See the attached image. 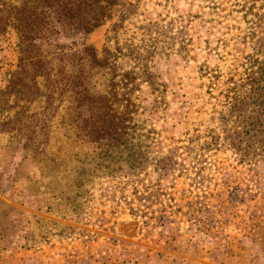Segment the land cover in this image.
Returning <instances> with one entry per match:
<instances>
[{
    "label": "rangeland",
    "instance_id": "1",
    "mask_svg": "<svg viewBox=\"0 0 264 264\" xmlns=\"http://www.w3.org/2000/svg\"><path fill=\"white\" fill-rule=\"evenodd\" d=\"M18 43L0 33V264H264V146H231L222 120L231 79L262 57L264 0H122L86 44L151 79L112 150L76 137L68 104L47 157L10 145ZM87 72L103 93L112 72Z\"/></svg>",
    "mask_w": 264,
    "mask_h": 264
},
{
    "label": "trees",
    "instance_id": "2",
    "mask_svg": "<svg viewBox=\"0 0 264 264\" xmlns=\"http://www.w3.org/2000/svg\"><path fill=\"white\" fill-rule=\"evenodd\" d=\"M121 1L22 0L0 8V33L10 26L19 39L17 69L3 91L9 112L6 132L12 134L10 145L15 149L33 159L47 157L52 123L64 104L69 113L66 126L74 128L78 139L101 150L123 144L127 121L140 108L134 94L151 74L141 75L142 84L133 71L119 74L105 55L86 44ZM259 52L262 57L248 64L238 82L231 79L226 90L229 109L222 120L230 127L227 140L233 147L264 146V44ZM88 67L112 72L103 93L92 84ZM36 101L42 107L32 112Z\"/></svg>",
    "mask_w": 264,
    "mask_h": 264
}]
</instances>
